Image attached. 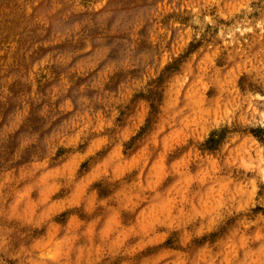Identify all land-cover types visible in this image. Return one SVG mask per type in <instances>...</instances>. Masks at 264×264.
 <instances>
[{"label": "rangeland", "instance_id": "1", "mask_svg": "<svg viewBox=\"0 0 264 264\" xmlns=\"http://www.w3.org/2000/svg\"><path fill=\"white\" fill-rule=\"evenodd\" d=\"M0 264H264V0H0Z\"/></svg>", "mask_w": 264, "mask_h": 264}]
</instances>
